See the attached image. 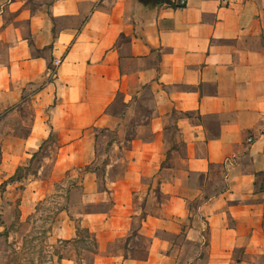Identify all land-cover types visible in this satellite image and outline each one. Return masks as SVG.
<instances>
[{
	"label": "crops",
	"instance_id": "0c3cea01",
	"mask_svg": "<svg viewBox=\"0 0 264 264\" xmlns=\"http://www.w3.org/2000/svg\"><path fill=\"white\" fill-rule=\"evenodd\" d=\"M173 2L0 0V188L54 136L50 181L90 167L77 189L110 199L80 217L93 264H264V0ZM105 133L114 178L98 168ZM26 183L20 218L45 195ZM1 204L0 192L5 223ZM59 215L53 238L76 239ZM132 233L142 257L129 243L108 253Z\"/></svg>",
	"mask_w": 264,
	"mask_h": 264
},
{
	"label": "rangeland",
	"instance_id": "374dc122",
	"mask_svg": "<svg viewBox=\"0 0 264 264\" xmlns=\"http://www.w3.org/2000/svg\"><path fill=\"white\" fill-rule=\"evenodd\" d=\"M51 69L52 64L50 66ZM111 112L117 115L124 112V106L119 99H117ZM131 127H135V123ZM169 128L171 129L172 127L169 126ZM94 132L98 135L104 133L103 130H95ZM105 135L106 138L99 140L98 144V168L103 171L104 176L107 174L108 177L114 178L121 173V167L115 166L108 169L106 166L110 158L114 159L119 157L120 154L115 151L110 152L107 157L104 155L110 149L111 143L117 139L112 133H105ZM128 138V135L123 138L124 145H126L125 142ZM54 141V136L50 137L43 152L33 154L30 160L24 162L16 170L13 178L1 184V206L4 208V206L9 205L11 208L8 221L4 223L0 219V225L5 227L0 234V264H49L48 259L53 251L51 246H56L58 252L66 259L73 260V263L64 262V264H76L75 261L77 264H93L92 245L89 241H86L85 244L79 243L73 246L72 244H58L59 240L53 238L54 229L59 225L60 219L65 218L64 215H59L58 220H56L55 205L67 210L73 228L76 229L79 226L83 229L84 227L80 223L81 215L90 212H105L110 207V199L103 192L101 195L83 197L80 189H77L80 187L79 183L82 173L89 171L90 167L64 173L61 183L50 181L55 159ZM29 177L37 180L36 187H43L45 195L42 197L36 196L33 205L28 209V214L24 218H20L19 205L24 198V190ZM39 181H42V183H38ZM9 182H13V184L6 188V184ZM72 183L76 185V189H73L69 204L64 201V198L66 197L68 186ZM218 186L220 188L223 187L221 180L218 181ZM141 202L139 197L135 198L137 207H140ZM195 208L196 204L191 205V211H194ZM164 237L176 241V243L182 241L181 236ZM145 240V238L132 233L127 239L116 241L110 247L108 253H126L127 244L129 243L128 249L136 251L137 257H142L145 252ZM53 264L57 263L54 262Z\"/></svg>",
	"mask_w": 264,
	"mask_h": 264
},
{
	"label": "trees",
	"instance_id": "16d2710c",
	"mask_svg": "<svg viewBox=\"0 0 264 264\" xmlns=\"http://www.w3.org/2000/svg\"><path fill=\"white\" fill-rule=\"evenodd\" d=\"M73 186V185H72ZM70 187V186H69ZM69 189L66 191L68 193ZM55 211L58 214L59 207L55 205ZM86 241H89L92 245V254H95L97 251L96 247V240L95 237L87 230V229H81L79 226L76 228V239L72 241H58V244H64V245H70L72 244L73 246L81 243L85 244ZM53 249L52 253H50V257L48 259L49 264H53L56 262L57 264H60V262L64 259H66L58 250L56 249V246H51ZM77 264V262L75 261Z\"/></svg>",
	"mask_w": 264,
	"mask_h": 264
},
{
	"label": "built area",
	"instance_id": "2783aa9c",
	"mask_svg": "<svg viewBox=\"0 0 264 264\" xmlns=\"http://www.w3.org/2000/svg\"><path fill=\"white\" fill-rule=\"evenodd\" d=\"M186 4H187V0H174L172 5L174 8L181 9V8H184ZM59 65H60L59 60L53 61L52 69L50 71L51 75H54L56 73V70L59 67ZM251 141H252V137L250 136L247 138V142L250 143Z\"/></svg>",
	"mask_w": 264,
	"mask_h": 264
}]
</instances>
